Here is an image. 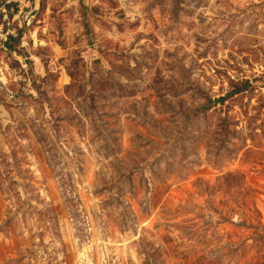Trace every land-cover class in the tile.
<instances>
[{"label":"rangeland","instance_id":"374dc122","mask_svg":"<svg viewBox=\"0 0 264 264\" xmlns=\"http://www.w3.org/2000/svg\"><path fill=\"white\" fill-rule=\"evenodd\" d=\"M263 196L264 0H0V264H264Z\"/></svg>","mask_w":264,"mask_h":264},{"label":"trees","instance_id":"16d2710c","mask_svg":"<svg viewBox=\"0 0 264 264\" xmlns=\"http://www.w3.org/2000/svg\"><path fill=\"white\" fill-rule=\"evenodd\" d=\"M22 37V34L19 33L18 36H15V35H8L7 36V39L4 43L5 47L9 50V51H14L18 48L19 46V43L18 41H20V38ZM250 83L247 82L245 83L241 88L239 86H236L235 89L231 92H228L224 97H221L219 99H211V98H208V102L206 105H204L203 107H201L200 109H197L195 112H200V111H208L210 109H212L213 105L215 103H220V104H224L228 98H231L237 94H240L242 93L243 91H246L248 88H250ZM224 123V126H223V130L224 132L226 133L228 131V120L225 119L223 121Z\"/></svg>","mask_w":264,"mask_h":264},{"label":"crops","instance_id":"0c3cea01","mask_svg":"<svg viewBox=\"0 0 264 264\" xmlns=\"http://www.w3.org/2000/svg\"><path fill=\"white\" fill-rule=\"evenodd\" d=\"M257 207L259 208L261 215L263 217V225H264V196L263 199L257 200Z\"/></svg>","mask_w":264,"mask_h":264}]
</instances>
